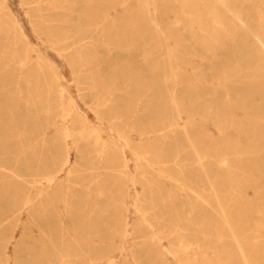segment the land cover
<instances>
[{"label": "rangeland", "instance_id": "obj_1", "mask_svg": "<svg viewBox=\"0 0 264 264\" xmlns=\"http://www.w3.org/2000/svg\"><path fill=\"white\" fill-rule=\"evenodd\" d=\"M180 1L157 13L149 0H0V264H183L180 231H150L140 214L184 221L189 205L187 264H225L237 253L213 241L216 200L233 218L251 212L232 224L250 241L264 229V53L246 38L236 67L224 37L188 28L206 15ZM239 1L257 30L264 0ZM93 208L105 224L85 238L80 212ZM94 249L104 256L91 261Z\"/></svg>", "mask_w": 264, "mask_h": 264}, {"label": "bare ground", "instance_id": "obj_2", "mask_svg": "<svg viewBox=\"0 0 264 264\" xmlns=\"http://www.w3.org/2000/svg\"><path fill=\"white\" fill-rule=\"evenodd\" d=\"M212 1L215 3L216 7L209 6V2ZM150 5L152 6V9L154 12L159 11L158 6H160L161 3H165L164 1L161 3H158V0H149ZM181 5L182 11H186L189 14H194L197 16L199 12L204 13L206 16L199 20L197 17L194 19L188 18V28H192V26H189L190 22L193 21L194 26L198 29H210L215 31V35H221L224 37L221 39V41H224L226 43V47L222 48L221 50L224 51L226 54L227 59L232 61L236 67L240 63V57L237 53L240 48L244 45V40L247 38L253 39L256 44L260 47L262 52L264 53V23L262 24L259 22L257 30L253 29L252 24L250 25L249 20L251 19L252 15V6L248 5L245 1H239V0H181L179 2ZM142 10L146 12V7L143 5ZM227 9V13H222V16L219 15L216 11L218 9L219 11H222L223 9ZM163 12L166 10L165 7L162 8ZM168 12H173V9L166 10ZM226 12V11H225ZM228 12H231L229 14ZM175 14V13H174ZM231 17V21H229ZM177 19L176 17H174ZM160 20H163L162 22L166 24L167 30L170 29L171 35L174 33L173 28H175L174 23H167V18L162 17ZM242 22V23H241ZM244 22V23H243ZM187 26V24H185ZM184 27V26H183ZM176 29V28H175ZM194 37V36H193ZM195 39V37H194ZM220 41V40H219ZM199 46L202 49L203 52H216L218 50L217 45H211L208 43V40L205 38L200 39ZM220 66H214L212 70L218 72L220 67L222 66V63H219ZM171 67V66H169ZM124 73V72H123ZM173 100V98H172ZM173 106H175L173 102ZM165 131V130H164ZM163 131V132H164ZM78 137H81V133H76ZM158 160V159H156ZM155 161V160H154ZM67 159H65L63 166L67 164ZM160 162V160H158ZM226 169V168H225ZM62 170V168L60 169ZM201 170L206 178V182L209 185L210 188H214L219 184V181H213L210 182L207 172L208 169L204 168L201 164ZM183 174L184 173H180ZM158 176L162 177L163 179H167L168 181L174 183L176 186H181L182 193H187L188 186L186 184H182L181 182L183 180H180V176L176 173L175 175H172L171 173L167 172L166 169L159 170ZM189 174L185 176L184 179H188ZM54 179V176L45 178V181L47 184H50L52 180ZM227 180V179H226ZM225 180V181H226ZM218 181V182H217ZM230 183V181H228ZM181 184V185H180ZM155 189H158V192L155 193V196H161L162 193H160V189L158 187H155ZM219 208V218L221 219L223 223V228L221 229V232H217L215 234V237L213 241L217 243L220 247H224L225 245L233 246L236 250L237 255L228 257V254L225 255V264H231L233 259L236 263L240 262L241 264H258V261L261 260L264 262V251H261L259 249L258 243L264 242V229L259 232V235H262L263 239L261 241H256L258 236H255V241H250L249 234H252L250 229L247 228V230L244 232L245 234L240 231V229H237L236 225L232 224H239V220H242L240 224H248L249 222V216L250 211L245 210L241 216H237L235 218L230 216V212L226 209L221 207L218 200L215 201ZM178 206H181L184 208L182 203H179ZM160 208L163 209V206L160 205ZM152 209V208H151ZM188 215L184 218V221L180 220V214L172 215V216H164L165 214L162 213L161 210H157L155 212H152L151 214L148 213H141L140 219L141 221L146 225V227L150 230L151 224H155L156 231L158 233L159 228L158 224H169L171 226H174L178 231H180V234L177 235V242L179 244V250L177 251L179 254H182L184 257H182L183 264H187L186 255L189 254V249L191 245V241L193 239V235L190 231L191 223H192V206H188ZM92 216L87 219L84 217V214L80 212V229H82L83 237L86 238V236L89 234L88 231H91V233L97 234V231L100 225L98 224H105V219L101 216H99L96 213V208H93L91 210ZM85 224H90L89 226ZM159 234H162L163 226L160 227ZM201 233H205V229L201 228L199 230ZM97 236V235H95ZM176 238V237H175ZM205 238V235H204ZM158 239V238H157ZM196 250V249H195ZM262 252V253H261ZM94 249L91 253V257L85 253L83 254L84 257L88 256L91 261L97 260L95 259L100 258L99 256H104V253H99ZM62 261V260H61ZM237 263V264H238ZM239 263V264H240Z\"/></svg>", "mask_w": 264, "mask_h": 264}]
</instances>
